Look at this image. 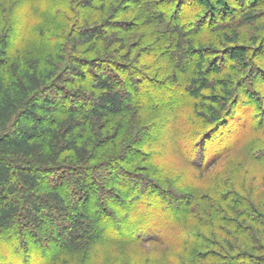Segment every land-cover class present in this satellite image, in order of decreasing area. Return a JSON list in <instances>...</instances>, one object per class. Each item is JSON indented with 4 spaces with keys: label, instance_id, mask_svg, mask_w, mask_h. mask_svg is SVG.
I'll use <instances>...</instances> for the list:
<instances>
[{
    "label": "trees",
    "instance_id": "obj_1",
    "mask_svg": "<svg viewBox=\"0 0 264 264\" xmlns=\"http://www.w3.org/2000/svg\"><path fill=\"white\" fill-rule=\"evenodd\" d=\"M191 1L193 0H164L158 3L137 0L136 7L160 30L157 28V33L154 32L148 58H153L154 64L173 63L181 71L183 78L186 77L183 83L177 84L180 88L171 89L169 86L168 89L178 99L185 92L186 95L182 96L187 100L186 110L191 111L192 115L187 113L188 118L195 117L192 123L200 119L197 130H188L185 135L188 139L194 135L198 137L191 145L201 158L208 146L207 140L218 131L221 133L225 130L223 126L229 125L230 120H236V124H241L243 120V124L247 125L245 117L238 114L245 103L239 100V96L235 97L233 92L236 85L220 83L217 77L219 74H240L242 62L249 69L256 68L255 60L247 61V58L242 57L235 63H223L226 55L216 57L219 55L216 47L202 45V37L244 26L252 18L251 14L259 3L249 4L250 7L246 4L240 13L219 19L210 16L215 8L226 10V0H204L206 5H190ZM83 2L87 8L96 7L95 0ZM209 5L211 8L205 19L196 16ZM114 10L111 7L110 16L108 13L109 17L102 18V23L87 22L85 27L69 38L71 48L67 53L70 57L62 70L57 67L52 70L28 68L12 81L6 80L0 72V231H8L15 226H20L23 230L47 231L51 236H56L55 246L78 249V242L83 238L90 242L98 237L115 241V234H109L106 230H117L121 222L120 212L126 207L128 212L134 213L132 209L139 205L141 212L148 209L149 213L155 214L161 209L160 206L171 203L181 215L187 218L189 214L193 215L186 224H194L207 230L206 234L191 232L186 235L188 239L185 242L192 244L190 256H178L172 259L171 264H264V202L257 205L254 200L255 190L245 193L248 192L246 184L237 185L240 191L255 198H244L240 193H232L220 199L222 205L225 203L223 209L216 208L214 201L208 199L206 201L213 210L201 213L194 203L197 199L193 192H185L172 182L165 185L154 177L142 179L129 167L133 162L127 164L121 157L109 156L110 148L127 143L123 138L129 124L123 118L131 113L139 116L137 120L141 121L140 106L144 104L139 98L144 90L139 74L141 69L138 67L143 61L142 57L136 56L133 66L123 65L115 60H130L132 56L120 53L131 48L136 50L141 47L143 50V45H148V34L138 37L137 46L125 47V39L112 35V38L115 37V44L123 43L121 48L105 51L103 57L96 59L82 57L80 49H97L99 42L103 44L109 41L110 30L114 26L110 17ZM141 26L136 24L129 27L137 31ZM121 28L125 33H129L131 29L127 25H122ZM9 39L10 35L6 34L0 39V69L6 62L4 60ZM152 64L149 70L155 76H160L161 71L154 69ZM171 78L173 84L176 80L180 81L175 73ZM126 79L129 84L124 82ZM68 83L74 86V90L66 88ZM149 84L148 90L153 91H149L150 96L153 95L160 101L167 98L168 95L164 93L167 90L165 84L163 92L155 90L158 84L155 85L153 81H149ZM133 86V91H130L129 87ZM238 86L239 90L245 87L242 79ZM216 90L224 95L218 96ZM54 92H61L62 100L71 101L72 105L55 106L61 101L56 95H52ZM50 115L53 122L45 124L44 120ZM179 116L177 115V119ZM137 120L128 119L129 122ZM189 121L190 119L185 122L187 126ZM202 129L204 132H201ZM228 131L224 141L237 133L236 128ZM174 135L175 152H182L183 137L177 130ZM240 137L239 135L237 139ZM151 141L147 142L149 146L153 144ZM234 145L220 151L208 164L202 166L194 160L192 163L207 171L228 152L231 153ZM102 148L106 151L105 159L92 163L98 156L94 149L103 151ZM260 152L258 156L263 158L264 155ZM144 154L146 153L142 152V156ZM135 189L140 191L141 196H146L138 195V199L139 196L141 199L137 200ZM124 198H130L129 202L123 203ZM120 202L122 205L119 207ZM104 204L107 208H104ZM115 208H118L119 213L114 211ZM102 218L105 220L100 221ZM71 219L73 221L70 224ZM167 220L165 217L161 218L172 230L169 228L165 234H157L159 237L155 233L145 238L152 231V228L146 227L145 231L133 238L119 237L117 244L134 248L137 245L138 249H146L147 244L154 243L178 244L174 238L184 225L179 220ZM149 223L143 217L142 224L147 226ZM196 240L200 247L195 246ZM33 243L41 242L35 239ZM42 250L49 253L47 247ZM145 263L160 262L148 259Z\"/></svg>",
    "mask_w": 264,
    "mask_h": 264
},
{
    "label": "rangeland",
    "instance_id": "obj_2",
    "mask_svg": "<svg viewBox=\"0 0 264 264\" xmlns=\"http://www.w3.org/2000/svg\"><path fill=\"white\" fill-rule=\"evenodd\" d=\"M150 1L161 3L164 0ZM189 3L190 5L192 3L194 5H206L204 0H193ZM252 3L259 4L252 12L250 21L245 22L244 26L223 31L220 34L216 33L202 37V45L216 47L219 54L216 57L226 55L223 63L226 64L232 61L235 63L242 57L247 58V61L248 59L255 60L256 68L249 69L246 67L247 64L242 62L241 68L243 69L240 74L234 73L232 76L219 74L217 77L220 83L229 82L236 85L233 93L235 97L239 96V100L245 103L238 114L245 117L247 125L243 124V120L241 124H236L234 119L230 120L229 125L223 126L225 130H222L221 133L218 131L207 140L208 146H206L201 158H199V152H196L192 148L193 145H191L197 141L198 137L194 135L188 139L185 135L188 130H197L200 119L192 123V119L195 117L188 118L191 111L186 110L185 101L187 100L183 97L186 95L185 92H182L183 96L181 95L178 99L175 93L170 92L168 89L169 86L171 89L178 87L177 84L183 83L186 77L183 78V74L175 68L173 63L159 62L154 64L153 58H148L149 44L153 43L152 37L154 32L157 33L158 27L156 28L151 20H147L144 12L137 9V0H95L96 7L93 8L85 7L83 0H0V39L5 34L10 35L6 60H4L6 62L1 66L0 72L6 80L12 81L28 68L52 70L57 67L62 70L70 57L67 53L71 48L69 38L78 33L80 28L85 27L87 22L89 24L96 23V21L102 23V18L109 17L111 7H114L115 10L110 17V21L113 22L114 26L110 30L109 41L103 44L99 42L97 49H80L82 57L96 59L103 57L106 54L105 51L121 48L123 43H114L116 42V35L119 36L118 38L125 39L126 45L123 46L125 47L129 45L137 46L138 37L148 34L146 37L148 45L144 44L143 50L141 47L136 50L131 48V50L120 53H124L125 56H132L130 60H115L118 63L122 62L123 65L133 66V59L136 56L142 57L143 61L138 67L141 69L139 74H141L140 80L143 81L141 85L144 90L139 94V98L143 100L144 104L140 106L141 121L137 120L139 116H133L131 113L123 118L129 124V129L123 138L127 143H123L117 148H110L111 153H109V156L111 158L113 155L118 156V158L121 157L127 164L133 162L132 166L129 167H131L132 172L139 174V177H143L142 179L154 177V179L165 185L172 182L174 186H178L185 192H193L195 199H197L194 200V203L201 213L212 209L209 202L206 201L208 199L214 201L216 208L223 209L225 203L224 205L221 204L220 199L222 197L230 196L232 193H240L244 198L246 196V198H255L245 194L252 193V190L256 191L257 199L254 200L257 201L259 206L264 202V157L259 158L258 156L260 151L264 155V0H246V2L245 0H226L225 6L228 11L227 9L217 10V8H213L214 11L210 17L230 18L232 14L243 11L246 4L250 7L249 4ZM101 8L104 10H100ZM210 8V5L207 6L196 16L205 19L207 17L205 15H209ZM228 12L231 14H227ZM108 13L109 16H107ZM140 17L141 20H138ZM111 18L114 19L111 20ZM136 24L142 25V28L136 31L134 28L129 27ZM122 25L131 28L130 32L125 33L121 30ZM158 31H160L159 28ZM112 35L115 37L112 38ZM151 63H153L151 66L154 69L161 71L160 76L151 73L149 70ZM174 73L178 75L180 81L176 80V83L173 84L171 76ZM127 79L124 82L129 84ZM241 79L245 87L239 90L238 82ZM149 81H153L155 85L158 84L155 90H162L161 92H163V85L165 84L167 90L164 93L168 95L165 100L160 101L153 95H149V91L150 93L153 92L152 89L148 90ZM69 83L66 84V88L74 90V86ZM129 86H132V84ZM129 88L130 91H133L134 86ZM216 93H218V96L224 95L219 90H216ZM52 95H56L58 100L61 101L55 106L68 107L73 103L62 100L63 95L61 92H54ZM246 103L248 104L246 105ZM179 104L181 105L176 108ZM177 115H180L178 119ZM126 118H134L137 121L129 122ZM189 119L190 124L187 126L185 122ZM53 120L50 115L44 120V123L51 124ZM231 128H236V135H230L224 141L229 133L228 130ZM176 130L177 132L180 131L183 137L181 144L184 150L179 153L175 152V145L173 144ZM201 132H204V129ZM239 135L241 137L237 139ZM201 139L199 138V141H202ZM150 140L153 144L149 146L147 142ZM258 143H261V145ZM233 145L232 152H228L223 159L214 166L211 165L212 167L210 166L207 171L204 168L203 170L202 167L198 168L197 164L202 166L205 163L208 164L216 158L220 151ZM102 150L94 149L98 156L94 160L95 162L92 163L105 159L104 154L106 151L104 148ZM142 152L146 154L142 156ZM193 160L197 164H193ZM242 183L246 184L248 192L243 193L237 188V185ZM135 195L137 200L146 196H141L140 191L136 189ZM138 195L141 196H139V199ZM129 199L124 198L123 203L129 202ZM118 205L120 207L122 203L120 202ZM103 206L107 208L105 204ZM138 206L132 209L134 213L128 212L127 207L120 212L121 222L117 226V230L105 229L107 233L115 234V236L113 235L115 241L107 237H98L99 239L96 238L95 241L91 240L90 242L83 240V238L78 242V249L55 246L56 236H51L47 231L23 230L20 226H15L5 232L2 230L0 231V264H146L145 261L148 259H157L160 262L159 264H171L172 259L178 256H190L192 244L185 242L188 239L186 235L191 232H207V230L205 231L197 225L186 224L187 220L191 221L190 217L193 215L189 214V218L181 215L180 211H177L171 203L160 206L161 209L155 214L149 213L148 209L141 212V208H138ZM114 211L119 213L118 208H115ZM143 217L150 221L147 226L142 224ZM162 217L167 218V221L170 222L179 220L180 224L184 225L176 233L175 238L173 237L176 243L179 242L178 244H147L146 249H138L137 245L134 248V246L125 244L120 246L117 244L119 237L122 236L123 239L133 238L140 232L145 231L146 227L152 228V231L146 234L145 238L155 233L156 235L165 234L171 227L161 221ZM103 220L105 218L100 221ZM69 221L71 224L73 220ZM35 239H39L41 243H33ZM195 246L200 247L198 240H196ZM45 247L49 249V253L43 252L42 249Z\"/></svg>",
    "mask_w": 264,
    "mask_h": 264
}]
</instances>
